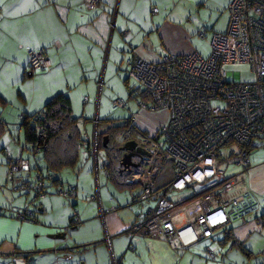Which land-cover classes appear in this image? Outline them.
Instances as JSON below:
<instances>
[{
  "label": "crops",
  "instance_id": "crops-1",
  "mask_svg": "<svg viewBox=\"0 0 264 264\" xmlns=\"http://www.w3.org/2000/svg\"><path fill=\"white\" fill-rule=\"evenodd\" d=\"M98 1L95 9H88L85 0H0L2 149L16 142V157H29L28 148L20 143L24 141L21 117L41 111L58 92L68 95L72 115L78 118L82 134L91 139L95 131L100 135L106 131L111 124L106 121L108 118L120 125L134 117L125 134L133 130L138 135L156 134L167 121L164 110L152 112L137 103L138 110L133 111L125 100L124 108L129 112L123 118L105 114L100 117L97 85L104 66L106 72L108 64L118 70L123 65V84L128 89L124 65L127 56L135 54L152 62L164 52L206 57L209 53L203 55L202 41L207 42L210 52L211 32L225 31L229 19V0ZM152 8H157V12L152 13ZM200 31L203 38L197 35ZM27 48H43L51 61L50 68L29 72ZM77 89L83 93L82 98ZM145 94L142 88L137 92L143 98L140 101L150 105ZM127 95L137 99L129 89ZM115 99L111 100L112 106L118 107L113 104ZM92 100L91 111L83 107ZM17 120L18 136L10 128ZM123 134L117 135L116 142L129 140ZM98 151L96 164L88 150H80L77 164L63 169L57 184L46 180L47 194L31 200L33 209L28 206L33 214L31 220L17 218L16 213L24 205L22 199L1 195L0 264H113V260L117 264H264L263 148L251 150L250 164L244 171L250 199L258 213L249 218L232 216L211 238L178 250L161 237L129 234L147 203L129 204L130 192L138 193L139 186H115L105 168L108 158L104 150ZM224 159L225 168H221V161L219 167L225 177L239 170L234 155H225ZM132 161L138 162L135 158ZM164 169L165 165L156 179L157 185L172 177V172L164 173ZM4 171L3 166V174ZM68 184H74L77 193L65 199L56 190ZM93 195L98 198L91 199ZM190 195L187 190L174 196L186 199ZM73 217L78 218V223H72ZM207 248L213 249V258L206 256Z\"/></svg>",
  "mask_w": 264,
  "mask_h": 264
},
{
  "label": "built area",
  "instance_id": "built-area-1",
  "mask_svg": "<svg viewBox=\"0 0 264 264\" xmlns=\"http://www.w3.org/2000/svg\"><path fill=\"white\" fill-rule=\"evenodd\" d=\"M98 4V0H85L88 9ZM227 11V28L211 32L206 57L164 52L156 62L135 54L124 59L127 79L134 82L129 93L137 96L142 88L152 102L148 105L136 99L139 106L164 110L168 116L156 134L138 135V146L146 153L138 156L137 167L124 168L129 172L125 183L140 188L138 193L130 192L129 204L147 203L129 234L164 238L175 250L211 238L230 221L231 215L249 218L258 213L250 199L244 171L249 167L251 150L264 149V0H229ZM154 12L157 8H152ZM197 35L204 37L203 31ZM27 56L31 72L51 66L43 48H27ZM242 63L250 67V80H242L239 71L227 68ZM113 104L124 108L126 101L117 98ZM132 121L134 117L129 123ZM224 146H233L229 154L234 155L239 168L228 177L219 167ZM79 147L88 150L96 164V131L93 139L82 134ZM2 151L8 159L7 173L13 189L33 193V201L44 197L47 179L38 171L23 177L29 172L28 159L11 157L7 148ZM165 154L173 167L172 177L157 185ZM187 190L191 192L188 198H174ZM56 193L69 199L77 190L74 184H68ZM244 204L246 207L240 208ZM16 215L19 220H31L33 214L24 204ZM78 221L72 218V223ZM205 254L208 258L215 256L211 248Z\"/></svg>",
  "mask_w": 264,
  "mask_h": 264
},
{
  "label": "trees",
  "instance_id": "trees-1",
  "mask_svg": "<svg viewBox=\"0 0 264 264\" xmlns=\"http://www.w3.org/2000/svg\"><path fill=\"white\" fill-rule=\"evenodd\" d=\"M147 96V94L143 95L144 98ZM112 120V118L106 119L111 124L101 135L97 133V148L104 150L108 158V162L104 165L108 171L109 179L115 186L122 189L130 186L124 181L129 172L121 170V152L115 140L118 134L130 131L128 127L132 124L129 123V120H125L124 123L117 125L113 124ZM20 128L22 129L24 147L29 151L27 158L31 163H29V171H38L51 183L57 184L61 171L67 167H74L79 161L82 132L78 118L72 115L70 99L66 93L58 92L53 95L39 112L23 114ZM3 129V125L0 124V133ZM104 136L108 138L105 147L102 146ZM112 139L114 143H111ZM244 207H246L245 204L240 208Z\"/></svg>",
  "mask_w": 264,
  "mask_h": 264
},
{
  "label": "rangeland",
  "instance_id": "rangeland-1",
  "mask_svg": "<svg viewBox=\"0 0 264 264\" xmlns=\"http://www.w3.org/2000/svg\"><path fill=\"white\" fill-rule=\"evenodd\" d=\"M202 44H203V49H204L203 55H207L209 53L208 44L206 41H202ZM227 68L229 70L239 71L242 80H250L252 78V73L250 71V67L246 63L227 66ZM125 77H126L125 76V68L123 65L120 67V70H118L116 68V66L114 68H111V65L108 64V70H106V72H105V66H104V70H102L100 78H99V84L97 83L98 84L97 89L99 91V97L101 100L100 117L111 116V117H115V118L119 119V118H123L125 115L128 114L129 111L127 109L112 106L111 100L113 98H116V97L122 98L124 100H128L129 101V107H131V109H133V111L138 110L137 100L133 96L131 98H129L127 95V91L129 89V87L132 86L134 84V82L132 80H127L128 89H126L125 85L123 84V78H125ZM77 92H78V96L82 98L83 93L79 89H77ZM92 97H93V99H95L96 94L93 95ZM140 98H141L140 95H137V99H139V100L143 99V98H141V99ZM92 104H93V100L91 103H89L83 107H85L86 109L91 111V108L93 107ZM18 120H17V123H14L10 127V128H12L14 135H16V126L19 122ZM119 121L122 122V119H120ZM137 135L138 134H136V131L133 130L131 133L125 134L124 136H126L127 139H129V140L135 139L138 141V143H141V140L137 139ZM16 136H18V135H16ZM20 143H21V145H23L24 141L21 140ZM111 143H114L113 139L111 140ZM115 143H118V142H116V140H115ZM124 143H125V140H122L121 142H119L118 143L119 147L123 146ZM1 145H2V141H0V197H1V195H5L8 198H12V200H13V198L22 199V203L24 202V204H26L31 209H33L34 206H33V204H31V202H32L31 200L34 197L33 193L25 194L21 190H14L13 189V181H11L9 179L8 173H7L8 172V161H7L6 156L3 154V151H2L3 149L1 148ZM4 147L9 150V152L13 158H16V155L13 153L14 152L13 148L17 147L16 142L15 143L11 142V144H9V146H4ZM231 147H233V146H224L221 149L220 161H221V168L222 169L225 168V163H226V161L224 159L225 155H229V149ZM162 149L164 150V145H162ZM235 151H236V149H235ZM120 152H121L120 155L122 156L124 151L120 150ZM25 153H26V151H25ZM29 163H30V161H29ZM164 165H165L164 173L165 172L168 173L169 171H171V172L173 171L172 164L167 159L166 154H165V164ZM3 166L5 167L4 174H3ZM229 166L234 167V164H230ZM30 176H33V171L30 173ZM129 198H130V194H129ZM174 198H177V196H175Z\"/></svg>",
  "mask_w": 264,
  "mask_h": 264
},
{
  "label": "water",
  "instance_id": "water-1",
  "mask_svg": "<svg viewBox=\"0 0 264 264\" xmlns=\"http://www.w3.org/2000/svg\"><path fill=\"white\" fill-rule=\"evenodd\" d=\"M108 142V138L107 136H104L102 138V146L105 147L107 145ZM120 150H123V155L121 156V162L120 165L121 170H124V168H135L138 166V163H134L132 161L133 157H138L142 154H145L146 151L143 147L138 146L137 142L135 140H127L125 141V143L123 144V146L119 147Z\"/></svg>",
  "mask_w": 264,
  "mask_h": 264
},
{
  "label": "flooded vegetation",
  "instance_id": "flooded-vegetation-1",
  "mask_svg": "<svg viewBox=\"0 0 264 264\" xmlns=\"http://www.w3.org/2000/svg\"><path fill=\"white\" fill-rule=\"evenodd\" d=\"M137 145H138V142H137ZM133 158H135L136 160H138V157H133Z\"/></svg>",
  "mask_w": 264,
  "mask_h": 264
}]
</instances>
